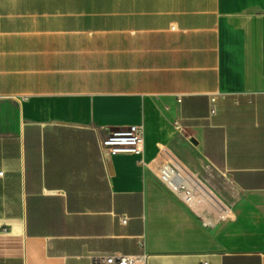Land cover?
Segmentation results:
<instances>
[{
  "label": "crops",
  "instance_id": "obj_1",
  "mask_svg": "<svg viewBox=\"0 0 264 264\" xmlns=\"http://www.w3.org/2000/svg\"><path fill=\"white\" fill-rule=\"evenodd\" d=\"M132 124L142 156L102 149ZM171 158L229 182L228 218L158 181ZM0 172V264L141 239L149 264H264V0H0Z\"/></svg>",
  "mask_w": 264,
  "mask_h": 264
},
{
  "label": "built area",
  "instance_id": "obj_2",
  "mask_svg": "<svg viewBox=\"0 0 264 264\" xmlns=\"http://www.w3.org/2000/svg\"><path fill=\"white\" fill-rule=\"evenodd\" d=\"M215 97L210 98V114L215 113ZM102 149L111 154L125 153L142 156L144 147V128L142 124H132L122 129L109 130L100 140ZM143 163V160L140 159ZM1 174V172H0ZM158 181L188 207H195L208 201L201 181L187 167L175 158L162 162L157 170ZM219 217H229L225 207L217 209ZM126 223L127 218L120 219ZM206 225V222H204ZM140 252L126 254H96L90 257V264H149V255L144 250L143 240H139ZM206 264V263H202Z\"/></svg>",
  "mask_w": 264,
  "mask_h": 264
},
{
  "label": "rangeland",
  "instance_id": "obj_3",
  "mask_svg": "<svg viewBox=\"0 0 264 264\" xmlns=\"http://www.w3.org/2000/svg\"><path fill=\"white\" fill-rule=\"evenodd\" d=\"M202 183V185L205 187L206 190H208L213 196L215 195L212 192V188L217 187L224 191L227 195L233 197L235 195L234 188L229 184L227 180L221 177L219 173L211 172V170L208 167L203 168V174L196 176ZM216 198V196H214ZM207 199L208 196H207ZM217 199V198H216ZM219 200V199H217ZM211 202L214 204L215 202L211 200Z\"/></svg>",
  "mask_w": 264,
  "mask_h": 264
},
{
  "label": "bare ground",
  "instance_id": "obj_4",
  "mask_svg": "<svg viewBox=\"0 0 264 264\" xmlns=\"http://www.w3.org/2000/svg\"><path fill=\"white\" fill-rule=\"evenodd\" d=\"M205 187H206V186H205ZM205 187L203 186L204 191L206 192V194H207V196H208V198H209L208 200H209V201L212 200V201H214L215 203H217L219 206H221L220 202L214 197L215 195L213 196L208 190L205 189ZM222 206H223V205H222ZM222 206H221V207H222Z\"/></svg>",
  "mask_w": 264,
  "mask_h": 264
}]
</instances>
